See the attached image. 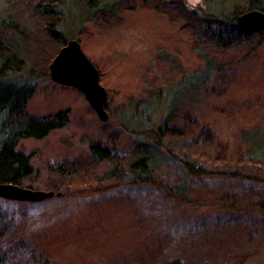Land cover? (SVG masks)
Wrapping results in <instances>:
<instances>
[{
  "label": "rangeland",
  "instance_id": "374dc122",
  "mask_svg": "<svg viewBox=\"0 0 264 264\" xmlns=\"http://www.w3.org/2000/svg\"><path fill=\"white\" fill-rule=\"evenodd\" d=\"M185 1L202 17L246 6L244 0ZM3 5L0 0L1 16L6 15ZM121 17L120 26L106 31L73 17L60 25L67 42L77 40L99 70L108 94V120L100 119L82 92L54 82L45 70L27 112L42 118L65 111L70 122L44 139L22 140L17 149L31 157L36 171L22 187L55 196L36 202L0 198L3 249L23 242L52 264H264V218L247 207L264 202V183L187 178L174 160L157 175L174 192L186 183L183 201L161 183H131L126 162L142 136L134 131L135 120L124 124L121 116L127 119L134 111L129 110L131 99L149 97L153 60L163 51L197 77L206 64L192 48L195 35L187 21L171 22L142 7ZM210 57L224 67L210 70L201 81L199 106L191 111L200 119L189 130L193 136H200L202 127L214 133L221 151L239 145L241 130L264 126V35L257 33L234 49L210 51ZM86 139L115 147L116 160L98 164L89 156ZM201 146L209 149L202 139ZM217 156L210 154L214 166L221 165ZM109 169L125 177L108 179ZM235 201L240 208L232 207Z\"/></svg>",
  "mask_w": 264,
  "mask_h": 264
},
{
  "label": "trees",
  "instance_id": "16d2710c",
  "mask_svg": "<svg viewBox=\"0 0 264 264\" xmlns=\"http://www.w3.org/2000/svg\"><path fill=\"white\" fill-rule=\"evenodd\" d=\"M244 1L246 6L236 5L228 15L202 17L197 10H189L185 0H4L1 10L6 15L0 14V184L22 186L36 174L31 157L17 149L22 140L44 139L70 122L65 111L42 118L27 112L29 100L46 77L45 70L57 51L67 44L60 25L68 17L67 21H91L106 31L122 24V12L138 7L153 9L171 22L187 21V28L195 35L192 48L205 61L206 71L192 76L163 51L153 60L148 69L152 75L149 97L131 99L129 110L134 111L127 119L121 116L124 124L135 120L138 130L134 131L142 136L126 162L131 183H161L169 195L183 201L186 183L174 192L158 179L159 168L168 160L177 162L187 178L264 183V126L241 130L239 145L221 151L214 133L208 134L202 127L201 135L193 136L189 130L198 127L200 119L191 111L199 106L201 81L208 79L210 70L220 72L224 67L210 57V51L234 49L249 43L257 33L264 35V30L254 31L238 23L242 13L252 9L264 11V0ZM159 115L161 122L156 124ZM201 139L209 149L203 151ZM86 141L90 158L98 164L116 160L115 147ZM211 152L218 154L220 166H214ZM59 170L64 172L63 168ZM106 177L118 180L125 176L109 169ZM231 203L233 208H240L238 202ZM247 207L264 218L263 201ZM5 238L6 230L0 225V264H52L48 257L23 242L3 249ZM167 264L183 263L173 260Z\"/></svg>",
  "mask_w": 264,
  "mask_h": 264
},
{
  "label": "water",
  "instance_id": "95a60500",
  "mask_svg": "<svg viewBox=\"0 0 264 264\" xmlns=\"http://www.w3.org/2000/svg\"><path fill=\"white\" fill-rule=\"evenodd\" d=\"M238 23L254 31L264 30V11L249 10L238 17ZM56 83L82 92L101 120L107 121L108 94L100 83V73L83 52L77 40L63 46L49 66ZM60 196L61 193L56 194ZM53 191H40L14 184H0V198L18 201H42L54 197Z\"/></svg>",
  "mask_w": 264,
  "mask_h": 264
}]
</instances>
